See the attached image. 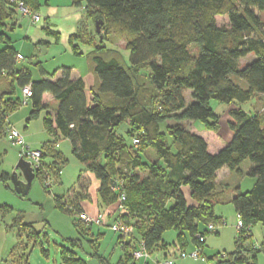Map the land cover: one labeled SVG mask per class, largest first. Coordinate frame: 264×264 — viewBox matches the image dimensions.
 Returning <instances> with one entry per match:
<instances>
[{"label":"trees","instance_id":"16d2710c","mask_svg":"<svg viewBox=\"0 0 264 264\" xmlns=\"http://www.w3.org/2000/svg\"><path fill=\"white\" fill-rule=\"evenodd\" d=\"M19 1L37 13V0ZM71 5L83 6L91 25L102 21L99 34L93 26L69 37L73 55H80L79 44L92 49L88 56L98 81L89 102L82 78H74L69 67L47 73L36 63L37 81L28 69L17 68V52L2 29H7L8 22L14 26L18 13L15 4L0 0V137H4L7 116L22 105L17 89L21 92L29 86L27 122L45 111L46 133L55 141L57 136L67 139L72 156L86 173L78 176L76 191L66 200L53 197L54 207L71 215L73 225L93 248L91 256L100 264L109 263L98 255L93 244L97 239L84 234L82 226H92L79 218L84 213L79 202L87 197L92 178L98 183L101 203L115 208L107 227L115 220L132 227L128 236L117 234L125 255L116 264L136 261L132 253L137 244L150 257L155 250H165L162 235L171 229L177 231L179 253L184 254L188 237L200 258L205 237L217 234L208 226L224 224L216 217L215 207L228 203L242 228L237 230L231 253H217L207 262L257 264L256 257L264 249L251 242V229L256 224L264 227V111L249 116L230 108L231 137L227 140L220 135L219 117L208 103L215 100L229 106L264 95V0H71ZM114 36L124 39L127 60L106 47L115 41ZM249 54L254 59L241 67L240 60ZM185 91L190 92L189 104ZM50 100L56 102L55 107L48 106ZM162 122L166 134L160 132ZM194 122L201 123L203 132L194 125L186 127ZM123 124L132 139L129 147L117 134ZM53 142L39 148L41 168L35 171L48 193L51 179L60 175L67 162ZM146 148L153 151L154 160L149 163L140 156ZM46 156L51 158L48 165L43 161ZM246 161L249 164L244 169ZM223 168L251 178L252 187L247 191L236 188L226 197L216 185L217 172ZM0 181L13 192L7 173H0ZM122 197L120 212L117 207ZM11 227L17 229L19 240L9 253L11 264H29L23 236L45 252L41 233L32 225L19 218ZM67 241L73 248L81 247L80 239ZM60 259L61 264H86L67 248H62Z\"/></svg>","mask_w":264,"mask_h":264},{"label":"rangeland","instance_id":"374dc122","mask_svg":"<svg viewBox=\"0 0 264 264\" xmlns=\"http://www.w3.org/2000/svg\"><path fill=\"white\" fill-rule=\"evenodd\" d=\"M40 1L44 2V0ZM61 1L62 0H50V2L57 4L61 3ZM17 17L22 18L19 14ZM24 18L28 20V18ZM10 24L11 22H8L7 29L2 30L7 32L6 35L13 43L14 48L21 55V57L23 56L24 58L18 60L17 68L21 69L24 67L28 69L33 81L39 80V73L36 66V63L38 62H41L43 66H46L48 69H54L57 65H61L62 63L75 65L83 73H86V57H71L66 52L65 45L61 42L57 45L51 46L50 48L45 47V45H38V47H34L33 43L25 38L27 35V29L29 28L27 23L21 24L20 27H16L13 31L9 30ZM89 26L90 28H93L94 25H91L90 22ZM79 46L80 50L83 49L82 47H85L86 49L89 48L81 44H79ZM106 47L116 50V52L119 53L124 60H127L125 56L128 54L125 50V41L122 37L116 36L115 41L112 44H106ZM253 59V54H249L245 58L241 59V67H244ZM232 80L242 88L247 87L245 82L236 77H232ZM184 96L186 103L189 104L192 101L190 93L185 91ZM233 104L234 105L228 106L215 100H210L208 103L213 113L219 117V133L226 139L231 136L230 122H232V119L228 115V110L236 107L244 111L249 116L254 113H261L264 111V95H257L255 98H252L250 101L245 103L234 102ZM30 107V104L25 106L21 105L19 109L13 113V117L10 118V121L7 118V122L10 125H13V127L18 130V132L20 131L24 136H27V133L37 132L39 137H41V131H43V111L36 119L29 122L27 129H23L25 125L27 126L24 119L27 117ZM193 125L197 128V130H199V132H203V126L200 122H194ZM165 126V122L160 123L159 129L161 133L166 134ZM186 127L191 128V124L187 123ZM127 128V125L123 124L118 128L117 134L122 136L125 144L129 147L132 139L126 134ZM44 133L45 136H47V138L45 137L46 140L44 143L48 140L52 142L53 137L51 135H49V137L46 132ZM5 140L6 139L4 137H0V173L4 172L11 175L16 169V164L20 158V150L18 147L11 146ZM55 142L57 145L55 150L60 152L67 162L61 167V174L58 177L51 179V185L48 188L49 193L45 191L42 183L37 178L33 179L30 190L26 196L15 194L10 189L5 188L3 183L0 181V264H11L10 259H8L9 253L19 242L17 229L15 227H11V225L15 219L19 218L22 220L23 224H30L35 231L41 233V245L42 249L45 251L43 252L41 250L39 244L34 247L32 246V243L28 244L23 236L21 238L22 241L28 245L27 253L29 264H61L60 252L62 251V248L71 249L75 255L83 259L86 264H100L97 258L91 256L93 248L88 242V239L84 236L82 238L81 233L75 228L72 223L71 215L59 211L54 207L53 197H63L66 200L67 195L72 192V189L77 188L76 181L78 176L86 174L84 172L83 165L72 156L69 141L58 136L56 137ZM140 156L143 162L149 163L154 160L151 148L142 150ZM43 161L48 165L51 163V158L46 156ZM248 164V161L243 162L242 168L246 169ZM227 175L226 171H221L218 176V182L216 183L218 189H222L221 186L225 188L226 195L230 194L233 183H237L239 188L243 189L242 191L250 189L249 187H251L253 182L251 178L247 176L238 177L233 173L231 177H227ZM92 181L97 183V181L93 178L89 180V186L86 191L87 197H91L95 193L93 186H91ZM8 184L11 185L10 180L8 181ZM227 208L228 206L220 207V210L223 212L225 222L222 225H214V229L217 230V234L210 233L205 237L204 249L200 258L193 259L189 256L192 252L196 251V249L188 237H186L187 241L183 249L184 254L181 255L179 250L177 251V231L171 229L164 232L162 235V242L167 247L165 250H160L158 252L156 250L153 251L148 260V264H153L152 259H164L171 261L172 264H208L207 258L212 257L217 253H231L234 250V240L237 235V229L235 226V214L232 210L229 211ZM82 227L85 231L84 234L88 235V237L92 240H95L99 230L100 233H103V236H97L99 240L93 242V244L96 246L98 255L106 259L109 264H116L120 259H124L125 250L122 249L121 244L118 242L117 234L113 233L109 227L97 225H93L90 229L89 227ZM69 239H80L81 247L73 248L67 241ZM124 241H126V238L123 242ZM263 241L264 227L260 224H256L251 229V242L257 247H263L264 249V243H262ZM127 253L129 254L130 250H127ZM164 255H167L166 259ZM256 261L257 264H264L263 251L258 253ZM133 262L134 264H143L144 260L133 261L130 259L128 264H133Z\"/></svg>","mask_w":264,"mask_h":264},{"label":"crops","instance_id":"0c3cea01","mask_svg":"<svg viewBox=\"0 0 264 264\" xmlns=\"http://www.w3.org/2000/svg\"><path fill=\"white\" fill-rule=\"evenodd\" d=\"M37 2H38L37 14L41 18L40 22L33 24L29 19L27 20L24 17H22V18L17 17V18H15V21L13 22L14 26H9L10 27L9 30L13 31L16 29V27H20L21 24L27 23V25H29V28L27 29V33H26L27 35L25 38L28 39L30 42H32L34 47H38V45H45V47L50 48L51 46L57 45L59 42H61L63 45H65L66 52L71 57H78V56L86 57L87 58V71H86V73L85 72L83 73L75 65H69V64L62 63L61 65H57V67H55L54 69H48L46 66H43V64L41 62H38V63L40 64L42 69L44 71H46L47 73H53L57 68H62V67L71 68L74 78H77V77L82 78V80L84 82V95H85L86 100L89 102L90 98H91L90 92H91L92 88L94 87V85L98 81L97 77L92 72V66H91V63L89 60V56H88L92 49L91 48L86 49L85 47H82L83 49H81L79 52L80 55L76 56V55L72 54L71 49L69 47V37L71 35L75 34L80 28L85 27L87 30L90 29V26H89L90 21L88 19H86L83 6L73 7L71 5V0H69V1L68 0H62L61 3H59V4L50 2V0H44V2L37 0ZM17 55H20V54L17 52ZM125 57L127 59V55ZM22 58H23V56H22ZM17 62H18V60H17ZM17 96L22 98V94L18 89H17ZM27 105H29V104H27ZM48 106L53 108L56 106V102H54L53 100H50ZM29 112H30V110H29ZM29 112H28V114H29ZM43 112L45 115V111H43ZM13 113L9 114V116L7 117L9 121H10V118L13 117ZM28 114H27V117L25 116L26 118L24 119L25 124H27V126L25 125L23 127V129H27L29 126L30 121L27 122ZM43 118H44V116H43ZM189 124H191V126L193 125L192 123H189ZM42 125H43V123H42ZM10 126L13 127V125H10ZM44 132H46V131H45L44 126H43V131H41V133H42L41 137H39L37 132L36 133L35 132L27 133V136L26 135L24 136L21 132L20 133L23 135L25 141L32 148L39 149L40 147H42L43 144L46 143V142L44 143V141L46 140L45 137L47 138V136H45ZM230 137L228 139H230ZM53 141H54L53 142L54 148L55 147L57 148L55 140H53ZM47 142H50V141L48 140ZM223 170L226 171V173L228 174L227 177L232 176L231 172H229L226 168H223L217 172L216 183L218 182L219 174ZM252 185H253V182L251 184V187H252ZM91 186H93V188H94L93 189L95 192L94 195H92L91 197H86L85 199L81 200L79 202V207H80L82 212H84L85 214H87L89 216H94L98 213H103L104 214V220H103L102 226L107 227L108 223L113 218L115 208H114V206L105 207L101 203V201L97 195V192H96L97 187H98V183L92 181ZM251 187H249V188H251ZM221 188H223V186H221ZM236 188H239V185L237 183H233L231 186L230 194H228V195L225 194V188H223L221 191L223 192L224 195H226V197H230V196H232V194L234 193ZM217 190H220V189H218V187H217ZM242 190L243 189H241V191ZM72 191H76V189H72ZM245 191H247V190H245ZM184 193L186 195H188L186 189L184 190ZM222 206H224V207L228 206L227 209H229V211L232 210L233 213L235 214V211L233 208H231L232 206L230 203L223 204V205H217L215 207L214 212H215L216 217H220L222 219V221H224L223 212H222V210H220V207H222ZM235 219H236V215H235ZM97 234L98 235H96L95 239L99 240V238L97 236H103V233L102 232L100 233V230H99ZM178 250L179 249L177 248V251ZM164 257L166 259L167 255H165ZM155 260H157V259H155ZM162 260H164V259H162ZM162 260H160V261H162Z\"/></svg>","mask_w":264,"mask_h":264},{"label":"built area","instance_id":"2783aa9c","mask_svg":"<svg viewBox=\"0 0 264 264\" xmlns=\"http://www.w3.org/2000/svg\"><path fill=\"white\" fill-rule=\"evenodd\" d=\"M9 1L16 5L15 10L19 14V16L28 18L33 24L40 22V19H41L40 16L37 13L32 12L31 9L27 6H25L22 2H20L19 0H9ZM16 59L21 60L22 57L20 55H17ZM21 94H22L21 104L25 105V104H27V101H28L29 97L31 96V91L29 89V86L22 88ZM4 138L6 139V141L11 146L19 148L20 158L29 162V164L31 165V167L34 171L41 168V155H42L41 151L39 149L32 148L25 141L23 135L21 133H19L15 128L10 126L9 124H7V126L4 130ZM133 143L135 145L138 144V140L134 139ZM122 199H123V197L119 199V205L117 207L120 210V212H122V206L120 205V201ZM79 218L82 220V222L90 224L91 226H93V225L100 226L102 224L103 214L98 213L94 216H89L85 213H81V214H79ZM236 219L237 220H236L235 226H236V229L239 230V229H241V221L239 220L238 216H236ZM109 229L113 233L120 234L123 236H128L132 232V227L123 223L120 220L113 221L110 224ZM208 229L210 231H213L214 226L209 225ZM189 256L193 259H197L199 257L198 251L196 250V251L192 252ZM132 257L136 261L137 260H144L145 261L150 256L148 255L147 251L142 246V244H137L136 248L134 249V251L132 253ZM158 264H172V263H171V261L163 260V261H160Z\"/></svg>","mask_w":264,"mask_h":264},{"label":"water","instance_id":"95a60500","mask_svg":"<svg viewBox=\"0 0 264 264\" xmlns=\"http://www.w3.org/2000/svg\"><path fill=\"white\" fill-rule=\"evenodd\" d=\"M101 25L102 21L100 20L94 22L96 34L100 33ZM33 179H35V171L32 169L29 162L19 158L16 169L9 175L13 192L20 196H26L30 190Z\"/></svg>","mask_w":264,"mask_h":264}]
</instances>
